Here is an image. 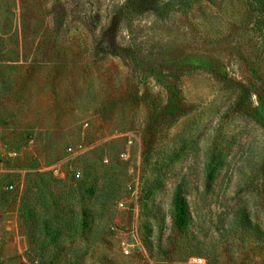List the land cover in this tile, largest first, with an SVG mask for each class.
Segmentation results:
<instances>
[{
	"label": "rangeland",
	"instance_id": "1",
	"mask_svg": "<svg viewBox=\"0 0 264 264\" xmlns=\"http://www.w3.org/2000/svg\"><path fill=\"white\" fill-rule=\"evenodd\" d=\"M0 264H264V0H0Z\"/></svg>",
	"mask_w": 264,
	"mask_h": 264
},
{
	"label": "trees",
	"instance_id": "2",
	"mask_svg": "<svg viewBox=\"0 0 264 264\" xmlns=\"http://www.w3.org/2000/svg\"><path fill=\"white\" fill-rule=\"evenodd\" d=\"M173 206V220L175 226L181 231H188L191 222V214L189 212L185 197L180 189H178L174 195Z\"/></svg>",
	"mask_w": 264,
	"mask_h": 264
},
{
	"label": "built area",
	"instance_id": "3",
	"mask_svg": "<svg viewBox=\"0 0 264 264\" xmlns=\"http://www.w3.org/2000/svg\"><path fill=\"white\" fill-rule=\"evenodd\" d=\"M84 150V146L83 145H79V146H69L68 148H67V152H69V153H71V154H76V153H79L80 151H83ZM13 154L15 155L16 154V152H13ZM11 155H12V153H11ZM123 155H127V154H123ZM75 177L76 178H80L81 177V174H80V172H77L76 174H75ZM8 188H10V189H13V185H10ZM130 188H132V186H130ZM120 206L122 207L123 206V203H121L120 204ZM126 250V252H128V249L126 248L125 249Z\"/></svg>",
	"mask_w": 264,
	"mask_h": 264
}]
</instances>
